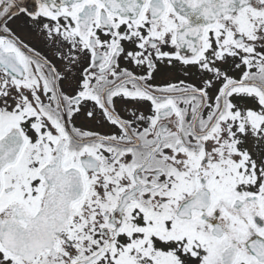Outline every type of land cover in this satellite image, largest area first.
I'll return each mask as SVG.
<instances>
[{
  "label": "snow or ice",
  "instance_id": "6c2138e0",
  "mask_svg": "<svg viewBox=\"0 0 264 264\" xmlns=\"http://www.w3.org/2000/svg\"><path fill=\"white\" fill-rule=\"evenodd\" d=\"M0 264H264V0H0Z\"/></svg>",
  "mask_w": 264,
  "mask_h": 264
}]
</instances>
